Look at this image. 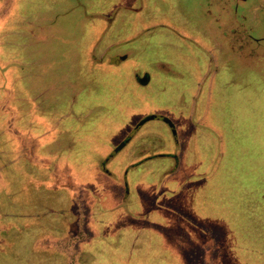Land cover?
<instances>
[{
    "label": "rangeland",
    "instance_id": "rangeland-1",
    "mask_svg": "<svg viewBox=\"0 0 264 264\" xmlns=\"http://www.w3.org/2000/svg\"><path fill=\"white\" fill-rule=\"evenodd\" d=\"M262 13L259 0H0V264H223L219 238L263 264L239 253L264 244ZM17 107L34 111L31 130ZM145 114L176 123L179 167L160 175L175 165L154 157L125 172L172 150L157 117L106 175L100 160ZM177 203L206 230L191 233Z\"/></svg>",
    "mask_w": 264,
    "mask_h": 264
},
{
    "label": "flooded vegetation",
    "instance_id": "flooded-vegetation-1",
    "mask_svg": "<svg viewBox=\"0 0 264 264\" xmlns=\"http://www.w3.org/2000/svg\"><path fill=\"white\" fill-rule=\"evenodd\" d=\"M243 1V0H242ZM263 9V15H264V0H259V11ZM229 10L227 9L226 12H228ZM252 28V27H251ZM262 39H264V32H263V35L261 37ZM251 40L250 38L247 39L246 37V44L248 45V41ZM237 46V45H236ZM244 46V44H243ZM213 61H209L208 63V68H206L207 70L203 71L202 68L200 69V72H201V77L198 78L197 80V83L196 85H201L198 89V92L194 95H192V100H191V103H190V107H189V112L190 114H195L196 112H198V108H199V105L197 103L198 101V95L200 94L201 92V88H202V85H203V81L206 80L207 81V78H208V74L210 73V71L212 70V67H210V64L212 63ZM214 65V63H213ZM215 66V65H214ZM203 75V77H202ZM177 76V75H176ZM178 77V76H177ZM197 79V78H196ZM140 83H143V80H139ZM198 107V108H197ZM147 115H150V114H145V116ZM159 115H163V114H157L155 115L154 117L152 118H147L145 121L149 120V119H153V118H160V120L165 124V127L166 129L169 131V139L171 141V144H172V150L171 151H163L162 153H157V152H149V151H146L145 153V156L143 158H141V160H139L138 162H131L129 163L126 167H125V172H127V170L129 168H132L134 167L136 164H138L139 162H143L144 160H147V159H151V158H154V157H159V158H168L169 161H173L174 163V168H169L168 170V173H173V171L175 170V167H179L180 165V156H181V152L182 150H180L181 148V144H184L183 142H180V137H179V130L176 126V123L170 119L168 117V119L170 120V124H168L166 121L162 120L161 117ZM166 116V115H165ZM144 121V122H145ZM198 125L199 124V121H194V122H190V126L193 127V131L195 132V129L198 131V130H201V126L199 127ZM206 127V126H205ZM207 128V127H206ZM139 128L136 129V131H138ZM196 131V132H197ZM212 131V130H211ZM195 132V133H196ZM144 134L142 135H139L137 136V139L140 140V139H145L144 142L147 140V138H149L148 134L145 132V130L143 131ZM148 133H152V132H149ZM132 138V136L130 135H127L126 137L123 138V141L124 143H126V141H129L130 139ZM128 139V140H127ZM124 146V144H122ZM145 149H142V151H144ZM180 150V152L178 153V151ZM114 153H111L110 154H107V156H105V159H102V161L100 160L99 164H100V167H101V170L106 174H111V171L106 167V164H107V161L109 159L110 156H112ZM182 162V161H181ZM176 168V169H177ZM126 193V192H125Z\"/></svg>",
    "mask_w": 264,
    "mask_h": 264
},
{
    "label": "trees",
    "instance_id": "trees-1",
    "mask_svg": "<svg viewBox=\"0 0 264 264\" xmlns=\"http://www.w3.org/2000/svg\"><path fill=\"white\" fill-rule=\"evenodd\" d=\"M93 13H95L94 11H93ZM93 15V14H92ZM116 63V62H115ZM15 109H17V117H16V121L19 123V126H20V120H23V123H22V126H23V130H31L32 129V125H33V122H34V119H33V116L35 117V115H34V111H31L30 112V116L29 115H27V114H25V113H23V112H21L19 109H18V107L17 108H15ZM69 113H66L65 114V116H69V117H73V115H74V113H72L71 111H72V109L70 108V109H68L67 110ZM82 111H84V110H82ZM24 114V116H22ZM31 115H32V118H31ZM26 116H29V122H28V125H26L25 123H24V120H25V117ZM75 116H77V115H75ZM55 125H57V124H55ZM52 125H50V124H48V125H46V127L44 128L45 130H41L40 132L41 133H46L48 130H50V127H51ZM67 128H70V129H72V127H69V126H66ZM37 128H38V126L37 127H35V130H37ZM66 132V131H65ZM40 138V137H39ZM47 138H49V137H42V138H40V142L42 143L45 139H47ZM50 139V138H49ZM48 139V140H49ZM51 140V139H50ZM38 141L36 140V141H33L32 143V147H34V149H36V147L35 146H38V144L39 143H37ZM47 142V141H46ZM18 151V147L16 148V150H13L12 152H13V154H15L16 152ZM9 153H11V152H9ZM52 159V158H51ZM44 160V162L45 163H47V164H49L50 163V158H44L43 156H42V158H41V161H43ZM9 164V162H6V163H4V164ZM25 163V162H24ZM51 165L53 166V168H55V165H54V163H51ZM63 176L64 177H67L68 178V183H71V181L69 180V175H68V172L67 171H64L63 172ZM72 185V184H71ZM73 186H76L77 187V185H73ZM75 194H77V192H75ZM163 199V198H162ZM162 199H161V201H162ZM160 201V202H161ZM183 206H184V204L183 203H177V213H179L180 214V216L182 217V219H183V221H184V223H185V225H186V227H187V229H189V231L191 232V233H194V232H198V233H200L201 234V232H203L202 230H206V229H203V228H205V226L206 225H204V224H201V223H198L197 222V224L193 221V219H192V217H191V215H189L186 211H184V209H183ZM192 223V226L190 227V224ZM190 227V228H189ZM217 231V230H216ZM219 232V231H218ZM212 233V232H211ZM190 234V233H189ZM257 234H262V236H264V231L263 232H257ZM214 237V236H213ZM219 238V237H218ZM218 241V242H217ZM217 251H218V253L220 254V255H222L223 254V258L224 257H228V259L227 260H225V262L223 263V264H254V263H252V262H250L249 261V259H245V260H243V259H241L238 255H237V252L235 251V252H230V253H226V251L224 250V243H222V242H224V240H223V238H219V239H217ZM247 251H251V252H253L256 256H253V258H254V260H256V259H261L262 260V262H263V264H264V244H262V245H257L256 243L254 244V245H247V246H245L244 248H242V250H240L239 251V253L240 254H242V255H244V256H246V258H248L247 257ZM258 255V256H257ZM214 262V261H213ZM211 263V262H210Z\"/></svg>",
    "mask_w": 264,
    "mask_h": 264
},
{
    "label": "crops",
    "instance_id": "crops-1",
    "mask_svg": "<svg viewBox=\"0 0 264 264\" xmlns=\"http://www.w3.org/2000/svg\"><path fill=\"white\" fill-rule=\"evenodd\" d=\"M244 1V0H243ZM223 8V7H222ZM223 9H225V8H223ZM227 10V9H226ZM118 55H124V58H121V60H123V59H125L126 57H128V55H126V54H121V53H118ZM120 60V61H121ZM147 75V79L145 80V81H143V83H140V78L143 76V75ZM135 80H136V82H137V84H139V85H146L147 83H148V80H149V76H148V74H147V72H143V73H137V74H135ZM167 117V116H166ZM139 126H137V127H135V125H134V129H137ZM133 128L125 135V137L127 136V135H130V136H132L133 137V135H134V133H136L137 131L135 130V131H132L133 130ZM128 140V139H127ZM122 141H123V138H122ZM122 141H120V142H122ZM119 142V143H120ZM124 142V141H123ZM127 142V141H126ZM124 145H125V143H123ZM123 147V145L120 147V148H122ZM119 148V149H120ZM116 151H113V152H111V153H115ZM110 153V152H109ZM102 161V160H101ZM168 168H166V167H164L163 168V170H162V172L160 173V175H165V174H167L168 173Z\"/></svg>",
    "mask_w": 264,
    "mask_h": 264
},
{
    "label": "water",
    "instance_id": "water-1",
    "mask_svg": "<svg viewBox=\"0 0 264 264\" xmlns=\"http://www.w3.org/2000/svg\"><path fill=\"white\" fill-rule=\"evenodd\" d=\"M121 58H124V55H118V59H121ZM146 79H147V75H145V74L140 78V80H143V81H145ZM154 116H155V114H150V115H147V116L143 117L141 120H139V121L136 123L135 127H137L138 124L142 123V122H143L144 120H146L147 118H152V117H154ZM159 116L161 117L162 120L166 121L168 124L171 125L170 120L168 119V117H166L165 115H159ZM123 143H124L123 141L120 142V143H118V144L116 145V148L114 149V151H115L116 149H119V148L122 146Z\"/></svg>",
    "mask_w": 264,
    "mask_h": 264
}]
</instances>
